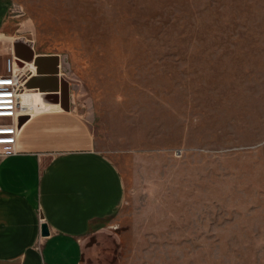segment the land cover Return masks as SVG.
<instances>
[{
  "label": "rangeland",
  "instance_id": "rangeland-1",
  "mask_svg": "<svg viewBox=\"0 0 264 264\" xmlns=\"http://www.w3.org/2000/svg\"><path fill=\"white\" fill-rule=\"evenodd\" d=\"M0 21L1 60L29 45L27 88L60 79L124 182L80 264H264V0H0Z\"/></svg>",
  "mask_w": 264,
  "mask_h": 264
},
{
  "label": "crops",
  "instance_id": "crops-1",
  "mask_svg": "<svg viewBox=\"0 0 264 264\" xmlns=\"http://www.w3.org/2000/svg\"><path fill=\"white\" fill-rule=\"evenodd\" d=\"M13 52L36 65L33 50L29 58L18 48ZM52 62L44 59L38 68L43 78L58 75L60 65ZM58 80L46 78L36 87L51 107L30 115L17 152L0 157V264H80L85 240L123 202L119 169L98 148L87 118L63 109Z\"/></svg>",
  "mask_w": 264,
  "mask_h": 264
},
{
  "label": "built area",
  "instance_id": "built-area-1",
  "mask_svg": "<svg viewBox=\"0 0 264 264\" xmlns=\"http://www.w3.org/2000/svg\"><path fill=\"white\" fill-rule=\"evenodd\" d=\"M21 64V66L18 65ZM27 62L11 50L4 60L0 58V157L17 152V140L24 122L21 116L30 117L21 104L20 93L27 88L29 70Z\"/></svg>",
  "mask_w": 264,
  "mask_h": 264
},
{
  "label": "bare ground",
  "instance_id": "bare-ground-1",
  "mask_svg": "<svg viewBox=\"0 0 264 264\" xmlns=\"http://www.w3.org/2000/svg\"><path fill=\"white\" fill-rule=\"evenodd\" d=\"M26 66L30 72V75H28L29 80L34 75L33 72H36V68L31 62H28ZM20 100L22 106L24 107L23 109L27 111L28 115H33L35 112L45 110L51 107L50 104L43 102L39 92L37 91H28L27 89L23 90L20 93Z\"/></svg>",
  "mask_w": 264,
  "mask_h": 264
},
{
  "label": "flooded vegetation",
  "instance_id": "flooded-vegetation-1",
  "mask_svg": "<svg viewBox=\"0 0 264 264\" xmlns=\"http://www.w3.org/2000/svg\"><path fill=\"white\" fill-rule=\"evenodd\" d=\"M17 48H18V50H20V53L22 52V53H24V57H27V58H29V57H31L32 56V50L30 49V46L29 45H21V44H18V46H17ZM20 48V49H19ZM21 48H22V50H21ZM39 61V60H38ZM49 61H51L52 62V59L51 60H49ZM39 63L41 64L42 62H40L39 61ZM53 63V62H52ZM39 64V66H40V68H41V65ZM55 64V63H54ZM62 91H63V88H62ZM64 92V91H63ZM61 94H62V92H61ZM54 97H58V95H53ZM62 96H64V95H62Z\"/></svg>",
  "mask_w": 264,
  "mask_h": 264
},
{
  "label": "water",
  "instance_id": "water-1",
  "mask_svg": "<svg viewBox=\"0 0 264 264\" xmlns=\"http://www.w3.org/2000/svg\"><path fill=\"white\" fill-rule=\"evenodd\" d=\"M18 65L21 66V64H19V62H18ZM47 97H50V95H45V96H44V99L46 100ZM26 119H27V116H21V117L19 118V125H21ZM48 233H49V231H48L47 224L42 223V224H41V234H42V235H47Z\"/></svg>",
  "mask_w": 264,
  "mask_h": 264
}]
</instances>
